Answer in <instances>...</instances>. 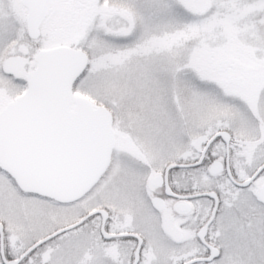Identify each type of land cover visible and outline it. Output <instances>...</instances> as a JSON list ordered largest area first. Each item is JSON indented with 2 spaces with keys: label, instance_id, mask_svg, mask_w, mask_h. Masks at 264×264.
Segmentation results:
<instances>
[{
  "label": "snow or ice",
  "instance_id": "6c2138e0",
  "mask_svg": "<svg viewBox=\"0 0 264 264\" xmlns=\"http://www.w3.org/2000/svg\"><path fill=\"white\" fill-rule=\"evenodd\" d=\"M0 264H264V0H0Z\"/></svg>",
  "mask_w": 264,
  "mask_h": 264
}]
</instances>
